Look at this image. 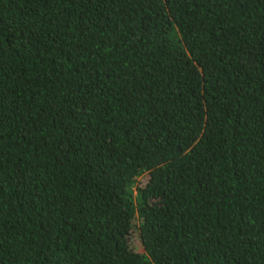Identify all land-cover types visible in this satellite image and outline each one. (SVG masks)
Returning a JSON list of instances; mask_svg holds the SVG:
<instances>
[{"label": "trees", "instance_id": "1", "mask_svg": "<svg viewBox=\"0 0 264 264\" xmlns=\"http://www.w3.org/2000/svg\"><path fill=\"white\" fill-rule=\"evenodd\" d=\"M0 264H264V0H0Z\"/></svg>", "mask_w": 264, "mask_h": 264}]
</instances>
